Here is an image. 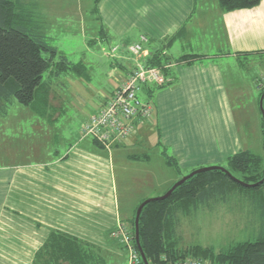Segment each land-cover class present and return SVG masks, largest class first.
<instances>
[{
    "label": "crops",
    "instance_id": "crops-1",
    "mask_svg": "<svg viewBox=\"0 0 264 264\" xmlns=\"http://www.w3.org/2000/svg\"><path fill=\"white\" fill-rule=\"evenodd\" d=\"M20 1L42 32L45 13L39 11L40 3ZM92 12L98 29L93 42H103L105 35L111 46L125 47L143 35L149 57L159 49L169 61L198 57L190 64L174 63L172 83L149 100L151 120L138 123L136 134L110 151L79 136L88 118L72 129L71 139L62 137L63 112L55 104L58 95L50 74L44 78L50 86L46 110L27 111L12 102L0 111V264H32L51 231L118 258L122 251L114 232L121 222L129 225L136 203L127 200L121 207L115 152L125 151L122 159L139 168L142 184H150L156 174L150 148L157 149L164 166L169 167L166 157L173 158L174 173L180 176L222 166L247 150L241 111L233 105L222 66L264 57V0L230 12L222 11L217 0H100ZM118 55L110 66L126 77L128 54L122 50ZM12 107L17 110L9 111ZM152 133L153 144L141 148ZM138 150L143 153H133Z\"/></svg>",
    "mask_w": 264,
    "mask_h": 264
},
{
    "label": "trees",
    "instance_id": "trees-1",
    "mask_svg": "<svg viewBox=\"0 0 264 264\" xmlns=\"http://www.w3.org/2000/svg\"><path fill=\"white\" fill-rule=\"evenodd\" d=\"M99 1L94 0L95 9ZM217 2L222 11L230 12L254 8L259 5L260 0H217ZM34 24L31 17L23 12L20 0H0V111H6L12 102L25 107L32 106L38 112L44 111L48 107L47 97L50 89L49 84L44 80L47 71H52L56 66L58 67L56 75L67 70L74 71L76 75L83 73L84 66L80 62L70 67L69 62L62 55L58 56L62 61L57 62L56 57L59 53L57 48L46 41L47 38ZM103 39L106 40L105 35ZM197 57V55L182 56L176 61H169L164 58L160 49L151 54L147 64L163 69L169 82L162 86H140L143 100L149 101L157 90L172 83L173 73L170 68L164 70L166 64L182 62L190 64L189 60ZM257 88L261 90L260 99L264 88H259L258 84ZM260 135L264 149V125L261 115ZM92 142L97 147L103 148L96 141L92 140ZM166 162L169 166L177 168L173 158L166 157ZM263 164L262 157L245 150L229 157L221 167L237 180L252 185L264 178ZM232 195L258 200L264 207V181L257 186H243L227 174L213 170L194 175L176 187L167 199L146 204L141 210L138 227L140 246L148 264H176L190 258L210 260L213 264H264V235L257 240L240 242L219 252L201 245L185 248L180 246L181 241L177 233L179 214L188 216L200 202L218 196L223 200ZM138 205L128 219L133 236ZM32 264L115 263L111 255L100 248L59 231H51L36 253Z\"/></svg>",
    "mask_w": 264,
    "mask_h": 264
},
{
    "label": "rangeland",
    "instance_id": "rangeland-1",
    "mask_svg": "<svg viewBox=\"0 0 264 264\" xmlns=\"http://www.w3.org/2000/svg\"><path fill=\"white\" fill-rule=\"evenodd\" d=\"M37 1L40 3L39 11L45 13L42 32L47 38L46 41L56 47L59 52L56 61L61 62L58 56L62 55L69 62L68 66L71 67L72 64L79 62L84 66L83 73L80 75L70 70L56 75L58 69L56 66L52 71L44 74V78L50 74L52 91L56 96L58 95L55 104L59 105V112H63L59 120L64 126V129H61L62 137L71 139V131L76 129L80 120L98 113L107 99L111 98L112 90L125 81L124 71L110 66L112 58L106 55L107 52L115 46L119 48L118 54L124 50L128 54L126 62L130 67L133 63V56L127 49L130 44L121 47L111 46L112 43L108 40L100 41V43L93 42L94 33L98 31L96 20H94L95 15L92 12L95 6L94 0ZM25 6L30 7L26 4ZM43 56H45L44 53ZM222 67L233 105L241 111L240 116L243 122L241 131L248 143L246 148L264 159V149L260 143V111L258 108L261 90L257 88L258 81L264 76V57L240 59L239 62ZM120 76L124 79L122 83L121 80L119 81ZM87 77H90V80ZM137 95L143 99L142 93L138 92ZM16 106L27 111H35L32 106L25 107L18 103ZM8 110L17 109L12 107ZM79 136L81 137L80 133ZM86 140L90 141L88 138ZM153 140L152 133L147 142H142L143 147L141 148H147L148 145L153 144ZM150 149L151 151L147 150V152L151 156L152 167L156 172L150 184H142L138 180L140 175L136 173L139 168L133 167L134 165L122 159L120 153L125 154V151L115 152L116 190L121 207L123 203L126 204L127 200L134 199L137 206L146 199L160 197L171 184L192 172L181 176L174 173L175 168L162 165L157 149ZM133 153L140 154L143 150ZM133 211L134 209L132 213ZM178 221L177 233L181 241L180 246L183 248L201 245L219 252L240 242L257 240L264 235V207L258 200L247 196L232 195L223 200L218 196L200 202L190 215L179 214ZM123 250L125 249L121 246L122 252L118 258L111 255L115 264H121L124 260L127 264L126 251Z\"/></svg>",
    "mask_w": 264,
    "mask_h": 264
},
{
    "label": "built area",
    "instance_id": "built-area-1",
    "mask_svg": "<svg viewBox=\"0 0 264 264\" xmlns=\"http://www.w3.org/2000/svg\"><path fill=\"white\" fill-rule=\"evenodd\" d=\"M145 36L127 49L133 56V63L126 79L112 94L111 98L83 123L80 129L81 138H89L100 144L104 150L110 151L114 145L127 141L137 132L138 123L147 122L153 116V105L150 101L140 99L137 95L140 86H162L169 82L163 69L151 67L147 64L149 54L144 48L147 43ZM118 47H112L107 56L117 59ZM174 64L164 66V70L172 68ZM259 88H264V76L258 81ZM115 236L123 246L127 255V264H141V258L135 247L131 228L125 223H119ZM171 264V263H170ZM176 264H213L206 259H186Z\"/></svg>",
    "mask_w": 264,
    "mask_h": 264
},
{
    "label": "water",
    "instance_id": "water-1",
    "mask_svg": "<svg viewBox=\"0 0 264 264\" xmlns=\"http://www.w3.org/2000/svg\"><path fill=\"white\" fill-rule=\"evenodd\" d=\"M263 98H264V93L261 95V97L259 99V106L258 107H259L260 115L262 117V121H263V125H264ZM213 170H219V171L223 172L224 174H227L228 176H230V178L232 180L240 183L243 186H257V185L263 183V181H264V178H263L258 183H255V184H252V185H247V184H245V183L237 180L233 176H231V174L226 169H224L221 166H208V167L198 168V169L192 171L191 173H189L188 175L182 177L179 181L175 182L162 196L144 200L138 206V208L136 210V213H135V218H134V241H135V246L137 248V251H138V253L140 255V258H141V261H142L143 264H148V262H147V260H146V258L144 256V253H143V251L141 249L140 241H139V227H138V222H139V217H140V213H141L142 208L146 204H148V203H151V202H154V201H160V200L167 199L172 194V192L174 191V189L176 187L180 186L181 184H183L185 181H187L188 179H190L194 175H197V174H200V173H203V172L213 171Z\"/></svg>",
    "mask_w": 264,
    "mask_h": 264
},
{
    "label": "bare ground",
    "instance_id": "bare-ground-1",
    "mask_svg": "<svg viewBox=\"0 0 264 264\" xmlns=\"http://www.w3.org/2000/svg\"><path fill=\"white\" fill-rule=\"evenodd\" d=\"M138 208V207H137Z\"/></svg>",
    "mask_w": 264,
    "mask_h": 264
}]
</instances>
